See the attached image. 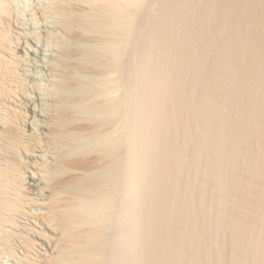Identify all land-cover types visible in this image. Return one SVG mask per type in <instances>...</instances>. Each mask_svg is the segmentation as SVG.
Masks as SVG:
<instances>
[{"label":"bare ground","instance_id":"bare-ground-1","mask_svg":"<svg viewBox=\"0 0 264 264\" xmlns=\"http://www.w3.org/2000/svg\"><path fill=\"white\" fill-rule=\"evenodd\" d=\"M39 1L37 6L31 7L23 0H0V230L2 231H0V234L3 235V237L0 236V242L5 243L6 237L12 234L16 240L14 241L17 242L16 246L19 248V251L15 252L16 249L12 246L3 248L0 246L2 250L4 249L3 253L15 264H165L167 262H169L167 264H182L185 252L188 253H186L185 258L190 261L194 252L193 249H189L193 252L189 253L188 247H191H187V245L190 242L184 241L186 235L183 234L186 232L184 231L186 229H184L183 222V215L186 211L184 214L182 211L187 208L180 209L182 208L180 206H184L183 204L177 206L179 202L183 203V200L185 202L187 200L178 197L171 199L170 194L172 192L169 194L171 200L169 199V201L168 197L166 201L163 196L165 200L162 199L164 201L162 202L160 200L162 198L161 194L158 193L160 185L165 182V177L168 174L164 155L174 151V143L175 147L177 143L169 135L177 138L176 135L181 133L179 136H183L182 129L186 128L183 127L185 122L179 120L180 113L183 117V111L179 106L181 99L177 100V106H174L170 101L173 107L178 108V110L172 111L173 114L175 112L177 116L178 113L176 114V112H179V108L181 110L177 116L178 118L171 115L172 112L170 111L173 110V107L170 108V111L165 110L169 106L166 107L167 103H165L164 96L167 100H169L168 97L176 100L175 96L181 98L180 95L184 93L179 94V85V93L174 92V95L172 94L174 99L171 96L166 97V95H169L166 94L169 87L171 89L169 91L173 93V86H170L172 79H169L170 81L167 79L171 77L170 74L172 73L170 66H173L175 70V65L172 64L174 58L170 60L171 63L166 61V64L164 61V58L169 59V54L166 55L167 57L163 58V56L165 53H169L168 48L171 47L170 51L172 50L173 43H169H171L170 40L173 37L171 34L175 28H173V23L172 25L167 24V27L164 24L165 28L162 25V28L167 31L163 32L165 30H161L162 36L164 33L167 36L170 34V38L165 37V39L169 38L167 41L164 39V42H167L165 45L169 44L171 46L166 45V51L164 46H160L159 50L156 48L155 52L158 55H155L159 56V59L156 57L157 61L154 62L158 64H156L157 66H155V63H151L150 59L152 57L151 53H154L153 50L155 49L156 43L154 42L156 40L154 41V39L158 37H155L157 31L154 39L150 38L153 36L148 34L150 39L146 34V38L142 37L143 44L147 39L149 40L146 44L141 45L143 48L138 49L139 52L136 53L134 59H130L131 63L130 60L125 61V47L132 38L131 34L135 26L139 30V25L136 23L138 21L135 19L139 18L136 15L141 12L142 7L148 15L150 9L148 8L149 10L146 12L145 8L147 6L145 7V5L148 4L145 0ZM143 1H145V4H143ZM233 1L243 2L242 0ZM245 1L241 4L242 6L246 5L247 1L246 3ZM251 1L257 2L253 4L254 2L250 3V0H248L249 7L256 4L258 5L255 7L259 6V0ZM261 3V6L264 5L262 0ZM254 6L251 7L252 9L248 7L249 11L252 12ZM261 9H264V6ZM262 11H260V16L256 18L257 28L254 29L255 33L251 34L252 31L250 32V39L248 38L245 43L242 38L241 41L237 39L240 46H245L246 52L249 51L246 59L248 66L246 64L245 73L242 76L240 75L235 83L236 91H234L241 97L240 101L242 97L247 99L250 96H257L260 97V100H264V70H262L264 66V11ZM20 16L23 17V21H29L26 22L29 27H26L23 22L19 26ZM148 21L150 23L151 19ZM152 25L154 26V23ZM153 26L152 29L155 30V26ZM140 27L139 33L142 32V26ZM28 28H31V30H28ZM159 38L160 42L158 40L156 42L161 43L164 37H162V40L161 36ZM248 40H251L252 46ZM246 42H249L247 44L250 46H246ZM205 43L207 42L205 41ZM237 44L234 46L239 47V44ZM174 46L173 50H175ZM222 48L223 46L221 47L223 51ZM128 51L130 50L128 49ZM236 51L239 52L240 50ZM31 55L36 56V59L31 58ZM153 60H155L154 57ZM176 61L174 59L175 63H179V61ZM125 62L131 64L126 68L127 71L131 67L130 73L126 72L128 74L125 73ZM168 63H170L171 71L169 73V70L166 69L167 73L165 74ZM152 64H154L155 70L152 69L153 72L149 68L150 66L153 67ZM26 66L32 67L28 69ZM212 68H210L211 71ZM177 69L180 71L181 66ZM210 69H207V77L205 78L209 81L211 80L207 79L208 75L209 77L213 75V71L210 73ZM26 70L29 71L25 72ZM166 75L170 76L167 77ZM206 80L207 85L204 82L206 85L205 90L207 87L209 90L212 89L209 88L212 83L209 82L208 85ZM126 82L129 84H126ZM170 82L171 84L168 86ZM175 84L176 82L173 85ZM176 85L175 88H177ZM205 92L208 94L209 91L206 90ZM213 95L215 94L213 93ZM219 95L220 97L216 94L211 99L215 102L216 99L221 100V94ZM179 97L177 98L179 99ZM183 102L184 99L181 103L183 104L182 107H187H184L186 103ZM200 103H202V100ZM256 104L263 106L262 109L264 108V102L259 101ZM194 105L190 106L192 109L189 107L191 109L190 114L187 111L189 117L191 114V117L196 115L197 118L195 116L194 120L199 119L200 121H196L208 123L211 130L214 128L210 132L206 126L208 133L214 132L217 136L214 131L217 127L216 122V127L213 122L216 121L215 116L218 109L215 112V107L218 104L214 105L215 109L210 112L212 114L207 112L210 111L207 108L208 105ZM254 105L252 103L253 107ZM260 108H255L253 112L259 113ZM214 112L216 115H214ZM165 115L168 117L166 118ZM171 116L172 118L174 116L177 120L174 118L172 120ZM251 116L253 117L250 118ZM251 116L245 118L243 115L245 118L242 117L243 120L239 118L242 120L240 122H243L241 124L243 128L251 122L255 124L253 121L255 119L254 114H251ZM175 121H177L176 124L183 122L181 129L179 125L175 124ZM206 123L204 124L207 125ZM195 128L197 127L195 126ZM206 130L203 132H206ZM203 132L198 135L202 139L197 136L201 142L207 135ZM215 135L214 137H216ZM212 137L213 140L214 137ZM243 137L244 135L238 138L243 140L242 143L238 139H236L238 141L234 139V142L232 140H229V143L225 142L228 149H224L226 152L229 150L227 155H232L230 157H233V160L239 158L246 161L248 159L246 155L249 154V157L251 155L252 160L251 163L249 162L250 169L248 170L255 174L253 180H256L258 185L262 182V179L264 180V164L262 165L263 170H259V165L264 160V151L259 152L260 156L257 153L252 154L251 149L249 150L248 140L244 139L246 136ZM208 138L206 137V140ZM212 140L211 142H214ZM221 141L220 138L219 142ZM219 142H216L213 146V148L216 146L215 150L213 148L209 150L210 147L208 148L209 155L213 151L216 154L220 145ZM246 143L247 146H242ZM208 145H211L210 142ZM172 146L173 148H171ZM221 146L220 148H222ZM160 158H164L163 161ZM194 159L192 157L189 162L186 161L188 167L194 165ZM214 170H208V172H215L216 170ZM217 171L220 173V169H217ZM218 173L213 174L216 176ZM232 175H234V178L235 176L239 177L236 171ZM188 185L189 190L185 187L186 190L183 193L190 192L188 193L190 196L187 194L189 205H192V209L190 208L192 212H190L197 218L198 207L200 210H205L206 205L195 206V204L200 203V201L195 203L197 199H193L195 194L192 189L195 184L191 182ZM230 189L238 192L236 187ZM156 193V197L153 196ZM158 194L160 199H157ZM174 195L176 196V193ZM176 198L179 199L178 203H176L178 201ZM172 202L176 205L173 211L170 209L173 206ZM171 204L172 206H170ZM168 206V211H171L167 213L165 211ZM209 208L210 206H206L207 211H209ZM207 211L202 210V213H198V215H203L202 217L205 219L201 224L204 225L206 221L211 224L213 220L216 223V219L207 218L209 216ZM171 212L172 214L178 213V215L173 214V219L170 216ZM164 216L165 218L166 216L171 217L170 220L167 217L169 222L176 219V224H171L177 230L173 233V242L176 243V245L172 243L174 247H171L172 245L170 248L166 247L160 241L158 243H162L161 246H157L159 245L157 243V245L154 244L156 240H162L161 237L165 235L167 230L169 235L173 230L171 225L167 224L166 226L165 221H163ZM238 216L237 214L236 216L233 215L231 221L229 219L226 223L229 225H227L229 227L227 229H230L232 235V243L229 249L232 256L231 261L233 260V264H250V262L251 264H259L261 261H259V256L264 254V237L260 238L261 236L257 233L258 231L254 230V226H248L247 229L240 227ZM21 219L29 220V223L27 222L28 224L24 226L25 235L11 232L12 227H15L14 229L19 227ZM251 222L250 220L249 224L253 223ZM214 223L212 225L215 226ZM170 226L171 230H169ZM197 231L194 230L195 233H199L201 230ZM202 234V232L199 233L198 239ZM193 237L187 240H193ZM203 237L205 235L200 240ZM196 239L194 240L195 245L200 242L203 246L198 245L200 249L203 248L202 250L198 249L199 253H196V257L198 255L200 257V254H204V251L210 250L209 247L207 249L206 245L209 241L207 242V237L202 242H198V239ZM238 241L245 243L244 248L237 247L238 245L235 242ZM3 253L1 256H3ZM18 253H20V256L17 255ZM248 258L250 262L247 260ZM261 259L263 258L261 257ZM247 261L248 263H246ZM190 262H193V260ZM195 262L194 264L198 263L197 260Z\"/></svg>","mask_w":264,"mask_h":264},{"label":"rangeland","instance_id":"rangeland-1","mask_svg":"<svg viewBox=\"0 0 264 264\" xmlns=\"http://www.w3.org/2000/svg\"><path fill=\"white\" fill-rule=\"evenodd\" d=\"M23 1H25L31 7L37 6V4L40 2L39 0H23ZM145 1H146V4H148V5H145V7L147 6V8H145V10H146V12H148V10L150 9L149 10L150 13L148 12V15H147L145 13L143 7H142L141 10L139 9L141 11V12H139V14H142V10H143V14H145V15H143V14H142L143 16L139 15V14L136 15L137 17L139 16V18L135 19L136 21H138V22H136V21L135 22L138 23L137 25H139V30L134 25L135 28H136V29L134 28L132 30L134 34L133 33L131 34L132 38L130 37L131 38L130 42H129V44L127 43L128 45H126V47H125V61L128 62L130 59L133 60L135 55H136V53L139 52L138 49L140 47L143 48L141 45L146 44L147 40H149L150 38L154 39L155 37L158 36L157 39H154V41L155 40L159 41V39H160L159 37L161 36V40H162V37H164L163 40H162L164 42V39H165V37L167 35H165V33H164V35L162 36L160 31L161 30L162 31L165 30V29L162 28L163 26L165 28V25L167 27V24L168 25L169 24L172 25V23H173V28L174 27L175 28H174V30L172 31V34H171V35H173V37H171V40H170L171 43H169V44L173 43L172 44V50H171L172 52L170 51V49H171L170 46L171 45L166 44V45H169L170 48L167 47L169 49V53H165V51L167 50L165 48V46H166L165 43H167V42L163 43L161 41V43H162V45H161V43H158V42L155 41L154 42V43H156L155 47H154L155 49L153 48L154 49L153 50L154 53H151L152 57L150 55L151 58L150 57L149 58L151 59V63H155L157 61L156 59L157 58L159 59V56H156L158 54H156L157 52H155V50H157V49L159 50L160 46H162V47L164 46L165 55L163 54L164 55L163 58L166 55H168V54L170 56V57L168 56L169 59L164 58V61L165 62L167 61V62L171 63L170 60L173 59V58L175 59V61L176 60L179 61V63H175L174 59L172 61V64L174 63L173 65H175L174 66L175 70L173 69V66H170V63H168L169 64L168 67L165 68V74L167 73L166 69L169 70V73L172 70L171 71L172 73L170 74L171 77L168 78L167 80H169V79L171 80L172 79L171 80L172 84L170 82L168 84V86L170 84H171L170 85L171 87L173 86V88H172L173 89L172 90L173 93H171L169 91V90H171L170 87H169L168 90H167L168 93H166V94H169V95H166V97L167 96H171L174 99V96H173L174 92L177 93L179 91V87H180V91H179L180 93L179 92L178 93L179 94H181V92H184V93L180 95V96H182L181 98L179 96H175L176 100H172L169 97H168L169 100H167V98H165V96H164V99L166 101L165 103H167L166 107L169 106V108H165V110L168 109L170 111L172 109L173 106L170 103V101H172L174 106H177L178 105L177 100L179 101L181 99L179 101L180 102L179 106H180V108L183 111L182 114H183L184 118L181 117L182 116L181 113L179 114V112L181 111L180 108H179V112L177 111L176 114L178 113L180 115V117H181V118L179 117V120L180 121L183 120L185 122V124H186V125L183 124V127L184 126L186 127L184 129H182L183 136H179V135H181V133L179 135H176L177 138H174L175 136L173 137V135H172V137L169 135V137L173 138L174 141L177 142V143H176V147H175V143H174V148H175L174 151L169 152L168 155H164V158L166 160L165 162H166V165L168 167L167 168V170H168L167 173L168 174L165 177V182L160 185L161 187L159 188V191H158V193L161 194L162 198L160 199L159 194H158L157 199L162 200L163 196H164V198L167 201V198L169 197L168 198V200H169L170 199V195H171V199H173V197H178L179 199H182V198L184 199L185 198L188 201V202L187 201L185 202V200H183V203L182 202L180 203L179 199L176 198L178 200L176 203L179 202L177 204L178 207L181 204L184 205V206H180V207H182L180 209L187 208L186 210L184 209V211H182L183 214L186 211V213L183 215L186 218L185 219L183 217V219H184L183 222H184V226H185L184 229H186V230H184L186 232L183 233V234L186 235V237L184 236V241L188 242V243L190 242L188 245L186 243V245H187V247L188 246L191 247V248L188 247V250L189 249H193V252H194L193 253L191 250H189L190 252L188 251L189 253H193L194 254L193 258L189 255L191 257V260H193V262H190L191 260L189 261L188 258H185L187 256L186 255L187 252H185V256H183L184 260H183L182 264H187V263L188 264H190V263L194 264V262L196 260L198 261L197 264H230V262H231V264H233V262H232L233 260L231 261V259H232L231 252L229 253V251H230L229 249H230V246H231V243H232L231 242L232 241V239H231L232 235H231L230 229H227V228H229L228 227L229 225L226 224V223H228L229 219L231 221V218H232L233 215L236 216V214H237V216H238L240 214L238 216L239 220H240V221H238V224L240 225V227H242L243 229H247V228H249L251 226H254V230L256 232L258 231L257 233H259L261 237L257 233H256V235L258 237H260V238L264 237V234H263L264 233V221H263L264 220V197H263L264 196V194H263V191H264L263 190L264 189L263 188L264 187L263 181L264 180L262 179V182H261L262 184L257 181L259 183L258 185L256 184V180H253L255 178V176H254L255 174L250 172L251 170H248V169H250L249 168L250 163H251L250 161L252 160L251 159V155H250V157H249V154L246 155V156H248L249 160L246 159V161L244 160L245 162L242 159L240 160L239 158H237L238 160L237 159L233 160V157H230L232 155H229V154L227 155V152L229 150L227 152L225 150V149H228V148H226L227 144L225 142L229 143V140L230 141L232 140L234 142V139H235V141L239 140L241 142L243 140H240L241 138L240 139H238V138L244 135V137L245 136L246 137L245 138L243 137V138L248 140V142L247 141L246 142L248 143L249 150L251 149L250 151L252 152V154L255 155V153H257V155L260 156L259 152L264 151V108L262 109L263 106H258V104H256L259 101L264 102V100H260V97H257V96L256 97L255 96L254 97L250 96L251 97V98L249 97L250 99L249 98L246 99V97L245 98L242 97V99L240 101L239 99L241 97H239V94L237 92H235L236 91L235 90V83L237 82V79L240 78V75L241 76L244 75V73H245L244 71L246 70V68L248 66V64L246 63L247 62L246 59L248 58V54L247 53L249 52V51L246 52V49H244L245 46L244 47H243V45L240 46V44H239L240 42L238 43L237 39H239V41H241L243 39V42L245 43V41H247L248 38L250 39L251 34L255 33L254 29L257 28L256 24H255V23H257L256 18L260 16V11H262V10L264 11V9H261V7H263L264 5L261 6L260 5L261 0H259L260 1V2H258L259 6L255 7L258 4H256L255 6L252 5V6H254V10H252V12H251V11H249V9H252L251 8L252 6L249 7L250 4H249L248 0H246L247 3L245 1L246 5L243 4L244 6L241 5L244 2V0H242L243 1L242 3H241L240 0H238V1H240L239 3L237 1H233V0H186V1L185 0H145ZM145 1H143L144 2L143 4H145ZM262 1H263V4H264V0H262ZM252 2H254V1L250 0V3H252ZM256 2L257 1H255L253 4H255ZM143 4H142V6H144ZM247 5H248L249 9H248ZM136 11H138V10H136ZM262 12H261V14H262ZM150 16H151V18H149ZM254 17H255V19H254ZM22 18L23 17L20 16V19H19L20 20V25L19 26H21V22H23V24L26 27H29V25L26 24V22H29V21L28 20L27 21L24 20L25 21L24 22ZM24 18H26V17H24ZM150 19H151V22L149 23L148 20H150ZM152 19H153V21H152ZM169 19H171V20H169ZM247 19H249V20H247ZM156 20H157V22H156ZM172 21H174V22H172ZM152 23H154L155 30H154V28L152 29V26H153V25L151 26ZM149 24H150V27H149ZM25 26H24V28H25ZM140 26H142V30H141L142 32L141 33H139L140 32V28H141ZM157 28H158V30H157ZM216 28H217V30H216ZM28 30H31V28H28ZM153 30H154V32H153ZM155 32H156L157 35L155 34ZM163 32H167V31L165 30ZM250 32H251V34H250ZM145 34L146 35L148 34V35L153 36V37H150V36L147 35L148 38L149 37L150 38L147 39L146 42L143 44V41H141V40H143L142 37L144 38L146 36ZM169 35L167 37L170 38ZM176 35H177L178 38L176 37ZM169 38H167V39H169ZM167 39H165V41H167ZM172 40H173V42H172ZM201 40H202V42H201ZM208 40H209V43H208ZM205 41L207 43H205ZM248 41L251 42V40H248ZM237 43L239 44V47L238 46H234ZM247 43H249V42H246V44ZM252 44L253 43L251 42L250 45L252 46ZM173 45H175L174 46L175 50H173ZM250 45L247 44L246 46H250ZM222 46H223V48H222L223 51L221 50ZM127 48L130 51H128ZM235 50H240V51L239 52L238 51L235 52ZM219 51L221 53L220 56H219V54H220ZM128 52H129V54H128ZM172 54H173V56H172ZM153 57L155 58V60H153ZM31 58H35L36 59V56L31 55ZM131 60L129 62H131ZM201 60L204 61V62H202ZM198 61H200L201 63H199ZM126 62H125V65H126L125 66V73L127 71L130 73L131 67L129 69H127V71H126V68L128 67V65L131 66V64L130 63L127 64ZM158 62H159V60H158ZM167 62H166V64H167ZM202 63H203V65L201 66ZM156 64L157 63H155V66L158 65V64L157 65ZM166 64H165V67H166ZM176 64H178V65H176ZM179 64H181V65H179ZM199 64H200V66H199ZM246 64H247V66H246ZM153 65L154 64H152V66ZM169 66L171 67V70H170ZM179 66H181V70L180 71H178V69H177ZM31 67L32 66H26V68H28V69H30ZM149 68L153 72L154 66L152 68L150 66ZM210 68L213 69L212 70L213 71V73H212L213 75L210 76V77L208 75L207 79H210L211 81L205 79L207 77V75H206L207 74V69L209 70ZM176 69H177L178 72L176 71ZM214 69H215V71H214ZM187 70H189V71H187ZM262 70H264V66L262 67ZM28 71L29 70H26L25 72H28ZM212 71L210 69V73ZM214 72H215V74H214ZM126 74H128V73H126ZM166 76L169 77L168 75H166ZM127 78H129V77L127 76ZM127 80H130V79H127ZM177 80H178V82H177ZM205 80L208 82V85H209V82L212 83V84H210L211 86L209 85V88H212V89L209 90L208 87L206 88L207 92L208 91L210 92V93L208 92V94L205 92L206 90L204 88L207 85ZM174 81L177 84V85L175 84L177 88H175L174 87L175 85H173L175 83ZM128 82H130V81H128ZM204 82L206 83V85H205ZM167 83H168V81H167ZM126 84H129V83L126 82ZM216 91H218V92L216 93ZM169 92L171 93V95H170ZM205 93H206V95H205ZM213 93L215 95H213ZM216 94H217L218 97H220L219 94H221V98L224 99V100L222 101V99L221 100L220 99H218V100L216 99V102H215V100L211 99L212 97H215ZM211 95H213V96L211 97ZM177 97H179V99ZM183 99H184L183 103L187 104V105L184 104V107L187 106L188 108L187 107H185V108L182 107L183 104H181V103H182ZM201 100H202V103H200ZM175 101H176V103H175ZM197 102L200 103V104L198 103L197 105H201V104L202 105L204 104V106L208 105L207 108L210 109V111L209 110L207 111V112H209L208 114H212L210 112L211 111L213 112V110L215 108H216L215 112L218 109L219 112L217 111V115L214 112L215 113L214 115H216L215 116L216 121L214 120V122H213L214 126H215V122H216V126L217 127L215 126L216 128H215L214 131L217 133L218 138H216L217 136L214 134V132L210 134L206 130L207 128L210 127V126H208V123H206L204 121L202 123L201 122H197L196 120H199V119H195L194 120V117L196 115L191 117L192 116V114H191L190 117H189V115L187 114V111H188V113H189V111L191 113L192 105H194ZM217 102H219V103H217ZM215 103L218 104L217 107L214 106V105H216ZM252 103H253V105L255 103V105H256V107L254 105L255 108H258V107L260 108L261 107L259 113L253 112L255 110V108L252 106ZM163 104H164V102H163ZM204 106H203V108H206ZM212 106H213V108H212ZM189 107L191 109H189ZM175 109L178 110L177 107H173V110H171L170 112L174 111ZM167 113H166V115H167ZM178 114H177V116H178ZM193 114H194V112H193ZM208 114H206V115L209 116ZM251 114H254V117H255L256 120L254 119L253 121L255 122V124L251 122L247 126L245 125L246 127L244 126V128H243V125H241L243 122H240V121H242L244 117L245 118L246 117H250ZM166 115H165V117L167 118L168 116H166ZM171 115H175V112H174V114L172 112ZM243 115H244V117H243ZM177 116H176V118H178ZM209 117H211V116H209ZM252 117L253 116H251L250 118H252ZM173 118L175 119L174 116H173ZM173 118L171 116L172 120H173ZM196 118H197V116H196ZM239 118H242V120L239 119ZM175 120H177V119H175ZM176 122L177 121H175V124H176ZM193 122H195V123H193ZM196 122H197V124H196ZM180 123L182 124L183 122H180ZM204 123H206L207 125H205ZM181 124L177 123L176 125H179V128H180ZM195 126L197 128H195ZM206 126H207V128H205ZM213 129L211 130V128H209V131L212 132ZM205 130H206V132H203ZM200 131L203 132V133H206L208 136H210V138H208L207 135L205 137L203 136L205 139L203 138L204 140L201 142L199 140L201 138V136H198L201 133ZM184 133H185L186 136L184 135ZM196 133H197V135H196ZM236 133H238V134H236ZM212 134H214L216 137H214V135H212ZM197 136L199 137V139H198ZM212 136L214 137V139L216 140L217 143L220 141V138L222 140L221 141L222 143L219 142L220 145H219L218 151H216V154L213 151V150L216 149V146H215V148H213V146L215 145L216 142H215L214 139L213 140L211 139ZM237 136H239V137H237ZM206 137L208 138L207 140H206ZM236 139H238V140H236ZM169 140H171V139H169ZM211 140L214 141V142H211ZM170 142H172V141H170ZM207 142L208 143L210 142L211 145H208ZM247 143L245 145L243 144L242 146H244V147L247 146ZM221 145H223V146H221ZM220 146L222 148H220ZM171 148H173V146ZM208 148H209V150H211L213 148V150H212L213 152H211L212 154L210 153L212 156L209 155ZM200 151H202V152H200ZM181 152H183V153H181ZM192 157L195 158L194 159L195 162L193 161L194 165H192L191 167L190 166L188 167L187 163L189 162V159L192 158ZM210 157L211 158L213 157V159H216V160H213V159L211 160ZM218 157H219V159H218ZM164 158H162V159L160 158V160L163 161ZM191 160H193V159H191ZM186 161H188V162L186 163ZM263 162H264V160L262 161V164L259 165V170H263V166H262L264 164ZM217 167H219V168H217ZM216 168L220 169V173H218L219 170L217 171ZM212 169L213 170L215 169L217 172L215 170H214L215 172H211V171L208 172V170H212ZM235 171L237 172V174H239V177L235 176V178H234V175H232V173L233 172L235 173ZM213 173L214 174L218 173V174H216V176H215ZM211 176H212V178H211ZM237 179H239V180H237ZM203 180H205V181H203ZM248 181H250V182H248ZM168 182H170V183H168ZM191 182H192V184H195V185H193L194 187L192 189L194 191L193 193L195 194V196H193L194 197L193 199H195V198L197 199V200H195V203H197V202L199 203V201H200V203L199 204H195V206H197V205L202 206V204H204L203 206H205V205L206 206H210L209 211H207L208 207L206 209V206H205V210L207 211V213L209 212L208 215L210 216V218H209V216L208 217L206 216V217L208 219H211V220L213 218L216 219L217 220L216 223H214L215 221L213 220V222L211 221L212 222L211 224L206 221L204 223V225H202L203 221L205 219L202 217L203 215L199 214V215H201L200 217H202V219H200L198 213L201 212L202 210L203 211H205V210L204 209L200 210L198 206H197L198 210H199V212L197 213V218L199 217L198 220H197L196 216L192 215V213H191L192 212V210H191L192 209V205H189L190 203H189V200H188L189 199V197H188L189 194L188 193H190V192L187 191L188 195L183 193V191L185 192V190H186L185 187H187V190H189L188 189V187H189L188 184H190ZM163 184H165V185H163ZM234 187H236L238 189V192L237 191L236 192L233 191L234 189L233 190L230 189V188H234ZM230 190H231V192H230ZM170 193H172L173 195H174V193H176V196L175 195L173 196ZM156 195H157V193L154 194L153 196L156 197ZM165 195H167V197H165ZM185 195H187V196H185ZM182 196H185V197H182ZM155 197H153V198H155ZM186 197H188V198H186ZM157 199H156V201H157ZM165 199H163V200H165ZM176 199H175V201H176ZM163 200H162V202H164ZM175 201H173V202H175ZM184 203H188V204L185 205ZM170 206H172V204ZM174 206L176 208V205H174V203H173V206L170 207V209L172 211L175 210ZM172 208H174V209H172ZM214 208H216V209H214ZM178 209H176V210H178ZM168 210H169V206H168V208L166 209L165 212L168 213V212L171 211V210L170 211H168ZM195 210H196V208H195ZM188 211L189 212L191 211V212L189 213ZM176 212H179V211H176ZM215 212H217V213H215ZM173 214L171 212L170 216L174 219V215H178V213L177 214L175 213L174 215ZM204 216H205V214H204ZM167 217L168 216H166V218H165V216L163 217L164 218L163 221H165L166 226H167V224L168 225L176 224V219H175V221L172 220V222H169L171 217L170 218L168 217L169 220L167 219ZM167 220H168V222H166ZM250 220L253 222V223L251 222L252 224H249ZM230 221H229V224L231 223ZM27 222L29 223L28 219H25V220L21 219V221L19 223L21 226L19 225V227L16 228V229H14L15 227H12L11 228V232H15V233L17 232V234L25 235L26 233L23 230H24V226H26V224H28ZM201 222H202V224H201ZM24 223H25V225H24ZM213 223L216 224L217 227H215L216 225L215 226L212 225ZM171 226H172L173 230L176 229V227L174 229L173 225H171ZM171 226L169 227L170 228L169 230H171ZM199 227L202 228V229H200ZM173 230H171L172 232L170 233V235H169V231L167 230L168 233L167 232H166L167 234L165 233L166 237H164L165 235H163L161 237L162 240L158 239V240H156V242L154 244L157 243V244H159V245L156 244L157 246H161V244L163 243V245H165L166 247L168 246L169 248L172 245V243H173V245H176V243L173 242V237H174L173 233L177 232V230H175V231H173ZM194 230L196 232H198L197 230H199V231L201 230L200 232H202L203 234L200 235L199 238L201 239L202 236L205 235V237H203V239L207 237V242L209 241L208 242L209 245L208 244H206V245H207V249L209 247L210 250L208 251L206 249L208 252L207 251L206 252L202 251L204 254H200L201 255L200 257H198L199 255L196 257V255L199 253V250L203 249V248L202 249L199 248L200 245H201L200 247H203L202 244H200V242H199V241L202 242L203 239L202 240L198 239V236H199L200 232L199 233H195ZM191 232H193V233H191ZM187 234H190V235L188 236ZM171 235H173V236H171ZM256 235H255V237H257ZM0 236L3 237V235H1V234H0ZM192 236H194L192 238L193 240H187L188 238L191 239L190 237H192ZM195 236L197 237L198 240L196 239ZM12 237H13L12 234H11V236H7L6 238L9 241L5 240V243H2V241H1L0 242V246L2 248L5 247V246H8V247L12 246L13 248L16 249L14 251L18 252L19 248L16 246L17 242H15L16 240L14 239V237L13 238ZM163 238L164 239L167 238V239L164 240ZM195 239L199 242L198 244L196 243V245H195V241H194ZM158 241H160L162 243H160V242L158 243ZM175 242H176V240H175ZM241 242L238 241V242H235V243H236V245H238L237 247H243L244 248L245 240H244L243 243H241ZM240 243H241L242 246L240 245ZM156 245L154 246L152 244V246H154V247H156ZM173 245L171 247H174ZM177 245H178V242H177ZM1 247H0V260H1L0 264H8V263L15 264L13 261L8 259L6 254L3 253L4 249L2 250ZM166 247H165V249H166ZM162 248H164V247H162ZM172 249L177 250L178 246H177V249H175V248H172ZM258 250L259 249L257 248V251ZM2 253H3L4 257L1 256ZM17 255L20 256V253H18ZM261 257L263 259H261ZM259 258H260L259 261L261 260L260 262H264L263 261L264 260V254L262 256L260 255ZM186 259L188 260L187 262H186ZM247 260H249V258ZM249 262H250V260H249ZM260 262H259V264H264V263H260ZM167 263H169V262H167ZM167 263H165V264H167ZM246 263H248V261ZM250 264H251V262H250Z\"/></svg>","mask_w":264,"mask_h":264}]
</instances>
